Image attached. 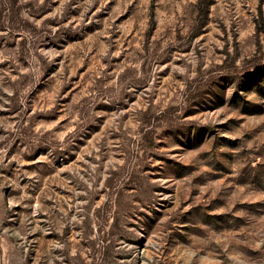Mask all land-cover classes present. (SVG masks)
<instances>
[{
	"label": "rangeland",
	"instance_id": "rangeland-1",
	"mask_svg": "<svg viewBox=\"0 0 264 264\" xmlns=\"http://www.w3.org/2000/svg\"><path fill=\"white\" fill-rule=\"evenodd\" d=\"M200 1L0 0V264H264V0Z\"/></svg>",
	"mask_w": 264,
	"mask_h": 264
},
{
	"label": "trees",
	"instance_id": "trees-1",
	"mask_svg": "<svg viewBox=\"0 0 264 264\" xmlns=\"http://www.w3.org/2000/svg\"><path fill=\"white\" fill-rule=\"evenodd\" d=\"M200 6H202V13H203V12L206 13V11H207V7H208V2L201 0V1H200ZM203 7H204V8H203Z\"/></svg>",
	"mask_w": 264,
	"mask_h": 264
}]
</instances>
